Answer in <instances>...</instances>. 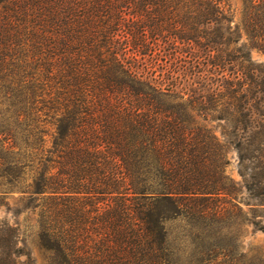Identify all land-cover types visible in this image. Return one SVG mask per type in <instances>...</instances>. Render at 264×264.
<instances>
[{
	"label": "trees",
	"instance_id": "1",
	"mask_svg": "<svg viewBox=\"0 0 264 264\" xmlns=\"http://www.w3.org/2000/svg\"><path fill=\"white\" fill-rule=\"evenodd\" d=\"M241 2L240 28L221 0H0V167L44 162L47 264H172L165 221L229 194L201 121L224 120L240 159L264 144V0ZM16 233L0 223V264H32Z\"/></svg>",
	"mask_w": 264,
	"mask_h": 264
},
{
	"label": "rangeland",
	"instance_id": "2",
	"mask_svg": "<svg viewBox=\"0 0 264 264\" xmlns=\"http://www.w3.org/2000/svg\"><path fill=\"white\" fill-rule=\"evenodd\" d=\"M220 6L228 12L232 25L241 28L244 19L241 0H221ZM140 19L145 20L146 17L141 16ZM170 41L162 37L146 39V43H151L148 46L157 42L161 50L169 47ZM250 56L254 62L264 61V54L256 50H251ZM145 58L149 63L148 56ZM153 66L156 73H162L166 64L159 58ZM2 111L3 107H0V122ZM201 122L218 142L220 168L227 178L230 192L224 198L197 203V208L209 211L205 217L190 220L180 216L165 221L166 247L171 263L264 264V198L255 195L264 177V144L260 145L255 140V145L241 151L240 159V152L234 145L237 138L230 142L225 136L228 125L224 120L208 117ZM46 128L48 133L44 136L43 148L49 147L51 140L52 130L49 126ZM16 137L15 141L20 143V136ZM0 150L4 153L2 148ZM42 163L39 165L35 161L29 167L25 162L23 168L16 167L18 178L13 174L11 180L4 165L0 167V223L17 229V245L29 255L32 264H47L49 261V253L41 246L39 238L42 204L48 194L32 192L33 182L40 178L37 172L44 166ZM219 209L220 213L215 214L214 211Z\"/></svg>",
	"mask_w": 264,
	"mask_h": 264
}]
</instances>
